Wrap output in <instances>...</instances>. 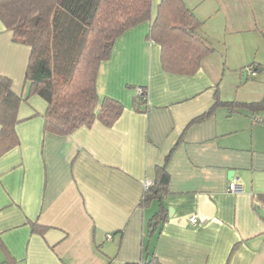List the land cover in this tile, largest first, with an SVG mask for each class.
Returning <instances> with one entry per match:
<instances>
[{
	"label": "crops",
	"instance_id": "1",
	"mask_svg": "<svg viewBox=\"0 0 264 264\" xmlns=\"http://www.w3.org/2000/svg\"><path fill=\"white\" fill-rule=\"evenodd\" d=\"M160 1L152 0V19ZM183 2L214 52L194 74H173L147 39L151 22L124 31L95 82L99 101L122 106L112 126L95 121L56 135L43 130L42 98L19 104L18 143L0 155V264L9 257L17 264H128L151 256L164 264H264L257 211H264V111L218 105L192 122L213 107L215 93L222 102L264 101L229 91L225 80L239 65L227 56L236 48L229 37L264 33V0ZM29 53L0 21V76L19 96L27 93ZM138 87L146 90L142 111L133 106ZM163 164L164 218L152 227L157 199L140 201L144 182ZM235 177L243 190L229 193Z\"/></svg>",
	"mask_w": 264,
	"mask_h": 264
},
{
	"label": "trees",
	"instance_id": "2",
	"mask_svg": "<svg viewBox=\"0 0 264 264\" xmlns=\"http://www.w3.org/2000/svg\"><path fill=\"white\" fill-rule=\"evenodd\" d=\"M151 6L152 0H0V21L11 32V40L30 49L24 96L16 95L11 80L0 76V155L17 145L14 131L17 108L32 95L47 104L43 118L45 132L70 135L95 121L112 126L122 106L109 97L99 101L95 90L97 71L109 58L115 39L138 24L151 22L147 39L160 46V61L166 72L194 74L201 61L214 52L200 34L201 21L183 0H161L154 19ZM133 104L135 111L147 107L145 89L134 98ZM218 105L230 111H264L263 100L222 102L215 93L213 107L192 122L202 121ZM164 167L165 164L157 168V178L143 191L140 201L141 206H146L157 199L159 210L150 221L152 227L164 218L161 198L169 180ZM2 264L17 263L9 257ZM128 264L164 263L151 256L140 263Z\"/></svg>",
	"mask_w": 264,
	"mask_h": 264
},
{
	"label": "rangeland",
	"instance_id": "3",
	"mask_svg": "<svg viewBox=\"0 0 264 264\" xmlns=\"http://www.w3.org/2000/svg\"><path fill=\"white\" fill-rule=\"evenodd\" d=\"M264 26V24H263ZM247 35V36H246ZM235 35L229 39L235 40L236 48L228 52L227 56L233 58L232 64H239L237 71L232 78L226 76L229 80L227 84L229 91L236 93L250 94L253 98L264 99V33L255 32L252 36ZM255 69V75L247 79L246 69ZM241 75V81H235L237 76ZM261 116V115H260Z\"/></svg>",
	"mask_w": 264,
	"mask_h": 264
},
{
	"label": "built area",
	"instance_id": "4",
	"mask_svg": "<svg viewBox=\"0 0 264 264\" xmlns=\"http://www.w3.org/2000/svg\"><path fill=\"white\" fill-rule=\"evenodd\" d=\"M245 74L248 77H252L255 75V69H251V68L246 69ZM136 90H137V95L142 94L144 92V88L141 87H138ZM151 184L152 181L146 180L143 184L144 190L148 189ZM242 190L243 187L238 177L231 179L226 188V191L229 193H240ZM189 222L194 224L196 222V218L194 216L189 217Z\"/></svg>",
	"mask_w": 264,
	"mask_h": 264
},
{
	"label": "water",
	"instance_id": "5",
	"mask_svg": "<svg viewBox=\"0 0 264 264\" xmlns=\"http://www.w3.org/2000/svg\"><path fill=\"white\" fill-rule=\"evenodd\" d=\"M232 179V178H231ZM257 211L259 213V215L263 216L264 215V211L263 209H261L260 207L257 208Z\"/></svg>",
	"mask_w": 264,
	"mask_h": 264
}]
</instances>
